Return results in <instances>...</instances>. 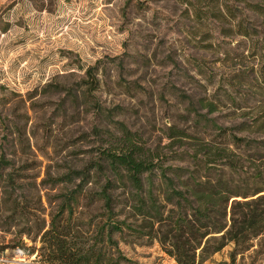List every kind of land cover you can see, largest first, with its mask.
<instances>
[{
	"label": "rangeland",
	"instance_id": "rangeland-1",
	"mask_svg": "<svg viewBox=\"0 0 264 264\" xmlns=\"http://www.w3.org/2000/svg\"><path fill=\"white\" fill-rule=\"evenodd\" d=\"M225 7L235 19L249 14L258 34L228 30L235 19ZM218 10L225 18L212 15ZM263 33L264 16L247 11L244 0H0V93L7 98L0 108L19 132L14 156L17 188L12 195L22 206L13 211L0 200V249L22 247L27 263L19 264H53L41 255L34 223L42 217L47 222L63 195L76 188V198L60 219L76 247L95 241L106 252L119 254L120 264H177L157 240L163 225L139 214L133 206L137 203H120L107 218L101 203L91 200L102 175L80 186L77 178L63 177L51 187V178L93 159L108 131L117 132L115 121L155 150L162 166L195 170L181 153L191 145V137L173 140L166 136L167 126L208 136L193 126L190 110L206 108H198V98L215 103L208 116L220 124L250 120L262 112ZM96 62L98 86L93 95L82 93L84 69ZM235 151L244 158L236 170L216 163L211 172L244 184L261 151ZM148 186L145 182V191ZM150 189L155 201L163 203L158 175L152 176ZM232 198L239 196L229 198L227 209ZM163 204L165 216L170 206ZM118 221L123 222L121 229L110 233L106 224ZM27 225L30 232L22 233ZM231 248L228 242L196 264H226ZM233 264H264V233L237 253Z\"/></svg>",
	"mask_w": 264,
	"mask_h": 264
},
{
	"label": "trees",
	"instance_id": "trees-1",
	"mask_svg": "<svg viewBox=\"0 0 264 264\" xmlns=\"http://www.w3.org/2000/svg\"><path fill=\"white\" fill-rule=\"evenodd\" d=\"M244 5L251 14L264 16V0H244ZM225 10L232 20L235 19L236 14L230 8L225 7ZM226 13L218 10V14L212 15L225 18ZM248 15L235 19L227 29L243 36L258 34L255 22ZM96 71L97 62L84 69L82 93L93 95L92 91L99 82ZM196 101L198 108H206L204 111L195 108L190 110L193 126L201 133L206 132L208 136L191 134L175 125L167 126L166 134L177 141L191 137V145L181 153L186 155L182 156L183 160L190 161L197 167L195 170L180 165L162 166L161 160L155 159V150L143 146L134 130L123 122L114 120L118 124L117 132L107 130L105 145L98 149L96 156L81 168L70 167L64 174L51 178V187L62 181L63 177L69 180L77 178L78 186L96 182L97 175L100 174L102 178H99V188L93 191L90 198L101 203L107 218L113 214V207L116 205H131L133 201L137 203L133 206L137 207L139 214L148 215L153 218L152 221H159L163 225L158 229L157 240L163 251L177 264L199 263L228 242H232V248L226 264H233L236 254L247 250L252 245V240L264 233V110L250 120L220 124L208 116L216 109L214 102H203V98ZM6 103L7 98L0 93V107ZM8 120L9 117L0 108V200L7 201L13 211H20V201L16 194L12 195L17 188L14 156L19 132L14 123L12 128L9 126ZM244 130H253L258 134L255 137L237 134ZM8 146L12 150H8ZM244 148H251L257 153L261 151L256 157L257 162L252 168L249 182L236 184L223 173L211 172L216 163L236 170L244 158L235 150ZM157 175L161 184L162 201L170 206L165 216H162L161 207L166 204L156 202L150 189L152 176ZM145 182L149 184L146 191ZM6 188L9 189L7 193L4 190ZM75 190L76 188L63 195L56 213L48 214L47 222L42 217L34 223L43 259L53 264H120L119 254L114 256L113 252H106L95 241H87L82 247H76L72 241L73 234L60 219L63 210L70 207L76 198ZM231 196L239 198H232L227 209ZM44 197L48 203L50 199L47 195ZM38 202L41 203L40 197ZM25 206L29 207L24 204L23 207ZM122 223L109 222L106 225L111 233L120 230ZM24 229L22 233L27 234L31 226L27 225ZM110 233L107 238L111 240ZM4 248L6 247L0 251Z\"/></svg>",
	"mask_w": 264,
	"mask_h": 264
},
{
	"label": "built area",
	"instance_id": "built-area-1",
	"mask_svg": "<svg viewBox=\"0 0 264 264\" xmlns=\"http://www.w3.org/2000/svg\"><path fill=\"white\" fill-rule=\"evenodd\" d=\"M25 239V238H23ZM8 252L11 254L8 256L6 255ZM21 254V255H20ZM25 253L23 252V248L19 246H13L8 250V248H4L0 251V264H19V263H27L23 261ZM30 255L33 256V253ZM37 264H49L46 262H41Z\"/></svg>",
	"mask_w": 264,
	"mask_h": 264
}]
</instances>
